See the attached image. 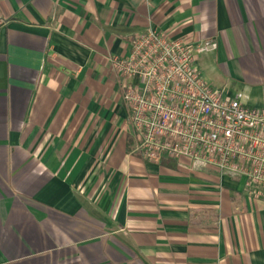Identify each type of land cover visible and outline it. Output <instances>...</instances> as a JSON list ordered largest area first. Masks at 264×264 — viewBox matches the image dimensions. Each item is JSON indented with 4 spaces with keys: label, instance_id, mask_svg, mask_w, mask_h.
<instances>
[{
    "label": "crops",
    "instance_id": "0c3cea01",
    "mask_svg": "<svg viewBox=\"0 0 264 264\" xmlns=\"http://www.w3.org/2000/svg\"><path fill=\"white\" fill-rule=\"evenodd\" d=\"M149 28L264 107V0H0V264H264L243 179L135 152L110 58Z\"/></svg>",
    "mask_w": 264,
    "mask_h": 264
},
{
    "label": "built area",
    "instance_id": "2783aa9c",
    "mask_svg": "<svg viewBox=\"0 0 264 264\" xmlns=\"http://www.w3.org/2000/svg\"><path fill=\"white\" fill-rule=\"evenodd\" d=\"M199 48L149 28L130 53L111 57L122 102L146 162L186 159L192 170L216 168L243 179L244 191L264 202V107L251 108L244 96L225 97L196 68Z\"/></svg>",
    "mask_w": 264,
    "mask_h": 264
},
{
    "label": "trees",
    "instance_id": "16d2710c",
    "mask_svg": "<svg viewBox=\"0 0 264 264\" xmlns=\"http://www.w3.org/2000/svg\"><path fill=\"white\" fill-rule=\"evenodd\" d=\"M163 162H165V160H164ZM163 162H162V163H163ZM170 163H171V162H170ZM171 164H172V163H171Z\"/></svg>",
    "mask_w": 264,
    "mask_h": 264
}]
</instances>
